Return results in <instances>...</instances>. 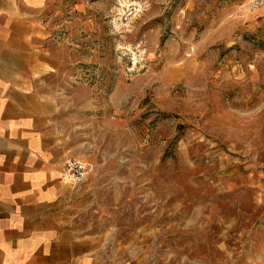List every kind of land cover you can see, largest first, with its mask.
<instances>
[{"label": "rangeland", "instance_id": "rangeland-1", "mask_svg": "<svg viewBox=\"0 0 264 264\" xmlns=\"http://www.w3.org/2000/svg\"><path fill=\"white\" fill-rule=\"evenodd\" d=\"M52 1L38 87L88 218L140 264H264V0Z\"/></svg>", "mask_w": 264, "mask_h": 264}, {"label": "crops", "instance_id": "crops-1", "mask_svg": "<svg viewBox=\"0 0 264 264\" xmlns=\"http://www.w3.org/2000/svg\"><path fill=\"white\" fill-rule=\"evenodd\" d=\"M52 3L0 0V264H140L105 220L88 218L91 190L65 173L75 154L37 79L59 64L44 48Z\"/></svg>", "mask_w": 264, "mask_h": 264}, {"label": "built area", "instance_id": "built-area-1", "mask_svg": "<svg viewBox=\"0 0 264 264\" xmlns=\"http://www.w3.org/2000/svg\"><path fill=\"white\" fill-rule=\"evenodd\" d=\"M86 165L76 158H69L66 161L65 173L71 176L76 184H81L86 180Z\"/></svg>", "mask_w": 264, "mask_h": 264}]
</instances>
